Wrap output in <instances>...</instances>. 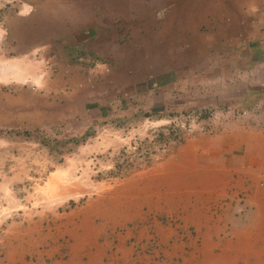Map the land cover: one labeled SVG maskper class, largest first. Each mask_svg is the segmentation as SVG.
Masks as SVG:
<instances>
[{"label":"rangeland","instance_id":"obj_1","mask_svg":"<svg viewBox=\"0 0 264 264\" xmlns=\"http://www.w3.org/2000/svg\"><path fill=\"white\" fill-rule=\"evenodd\" d=\"M135 8L0 0V264H264V176L212 139L251 108L201 78L107 94L98 53Z\"/></svg>","mask_w":264,"mask_h":264},{"label":"crops","instance_id":"obj_2","mask_svg":"<svg viewBox=\"0 0 264 264\" xmlns=\"http://www.w3.org/2000/svg\"><path fill=\"white\" fill-rule=\"evenodd\" d=\"M133 1L137 27L130 35L125 28L113 35L115 40L106 44L112 53L107 61L98 53L101 70L110 74L107 94L158 88L160 95H174L201 78L210 94L250 107L246 115L217 125L212 139H219V149L231 152L235 167L254 184L264 176V0ZM158 7L165 10L159 13ZM116 39L122 42L115 44ZM88 41L79 30L68 51L76 53Z\"/></svg>","mask_w":264,"mask_h":264},{"label":"built area","instance_id":"obj_3","mask_svg":"<svg viewBox=\"0 0 264 264\" xmlns=\"http://www.w3.org/2000/svg\"><path fill=\"white\" fill-rule=\"evenodd\" d=\"M248 111H246V110H242V111H240L238 114H243V115H245L246 113H247Z\"/></svg>","mask_w":264,"mask_h":264},{"label":"bare ground","instance_id":"obj_4","mask_svg":"<svg viewBox=\"0 0 264 264\" xmlns=\"http://www.w3.org/2000/svg\"><path fill=\"white\" fill-rule=\"evenodd\" d=\"M56 182V181H55ZM53 185V184H52ZM56 189V188H55Z\"/></svg>","mask_w":264,"mask_h":264}]
</instances>
